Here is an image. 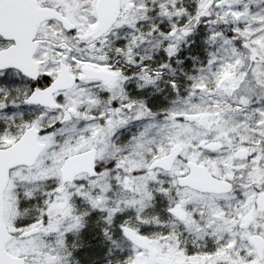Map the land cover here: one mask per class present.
Returning a JSON list of instances; mask_svg holds the SVG:
<instances>
[{
    "label": "snow or ice",
    "instance_id": "1",
    "mask_svg": "<svg viewBox=\"0 0 264 264\" xmlns=\"http://www.w3.org/2000/svg\"><path fill=\"white\" fill-rule=\"evenodd\" d=\"M0 264H264V0H0Z\"/></svg>",
    "mask_w": 264,
    "mask_h": 264
}]
</instances>
